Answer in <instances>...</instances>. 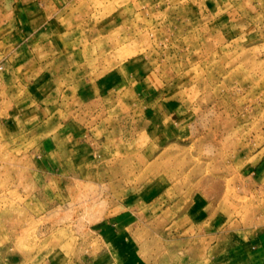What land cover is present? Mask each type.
Listing matches in <instances>:
<instances>
[{"label":"rangeland","instance_id":"obj_1","mask_svg":"<svg viewBox=\"0 0 264 264\" xmlns=\"http://www.w3.org/2000/svg\"><path fill=\"white\" fill-rule=\"evenodd\" d=\"M262 238L264 0H0V264H252Z\"/></svg>","mask_w":264,"mask_h":264},{"label":"crops","instance_id":"obj_2","mask_svg":"<svg viewBox=\"0 0 264 264\" xmlns=\"http://www.w3.org/2000/svg\"><path fill=\"white\" fill-rule=\"evenodd\" d=\"M169 117H170L169 119L171 121V119L173 117L172 114ZM113 221L115 222V224H109L107 229H105L103 234H105V235L106 234L107 235L112 234L115 230V227L118 225H122V224L124 226V223H125V221H127V219L124 216H122V218L120 216V218L117 217V218L113 219ZM261 241H262V247L259 245L261 247L260 251H258L259 253L253 255V256H255V259L250 261L252 264H264V238H262Z\"/></svg>","mask_w":264,"mask_h":264}]
</instances>
